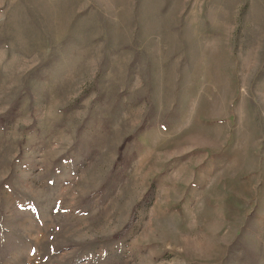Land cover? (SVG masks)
<instances>
[{"label":"rangeland","instance_id":"1","mask_svg":"<svg viewBox=\"0 0 264 264\" xmlns=\"http://www.w3.org/2000/svg\"><path fill=\"white\" fill-rule=\"evenodd\" d=\"M0 264H264V0H0Z\"/></svg>","mask_w":264,"mask_h":264}]
</instances>
